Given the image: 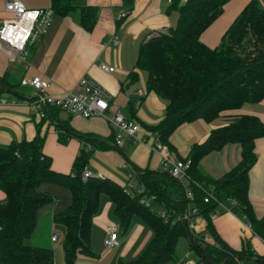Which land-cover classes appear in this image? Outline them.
Returning <instances> with one entry per match:
<instances>
[{"label": "trees", "instance_id": "trees-1", "mask_svg": "<svg viewBox=\"0 0 264 264\" xmlns=\"http://www.w3.org/2000/svg\"><path fill=\"white\" fill-rule=\"evenodd\" d=\"M52 1L54 13L66 14L74 8L72 0ZM228 1L171 0L169 8L178 12L176 23L139 47L135 67L147 72V89L166 101L164 117L152 130L169 149V137L182 123L197 118L211 121L222 112L241 108L245 102L264 99V7L258 0H249L243 6L216 46L209 47L200 40L201 33L222 13ZM122 2L131 9L134 0ZM79 16L83 28L90 30L96 8L84 7ZM132 75L136 77V73ZM14 85L5 75L0 76V92L13 89ZM63 128L67 135H59L61 143L67 141L69 134L78 135L69 125ZM263 136L264 124L258 116H232L226 125L212 129L203 143L194 144L186 159L189 160L188 188L194 194L191 203L199 209V214L207 217L216 206L214 201L204 202L207 192L218 198L223 194L240 204L253 231L264 241V216L255 215L248 197V171L255 162L254 141ZM44 139L38 128L29 141L0 145V189L6 195V200L0 202V264H54L51 247L27 242L35 230L39 209L55 201L53 195L40 190L43 183L65 186L71 194L69 204L52 219L64 227L63 264H75L77 254L96 255L90 235L101 194L113 202L114 215L123 231L136 215L153 232L136 258L119 259L117 264L173 263L180 237L187 238L189 249L198 257L196 264H231L243 257L264 264V256L254 253L249 242L238 251L223 242L215 235L210 220L206 231L214 236L218 246L207 242L204 235L194 234L182 213L189 202L185 198L186 187L167 172L144 170L138 175L146 195L154 197L153 207L148 208L139 202L141 195L135 190L133 194L126 193L124 186L108 178L91 175L83 180L81 175L88 158L84 150L75 157L71 172L54 171L50 157L42 150ZM228 143L240 145L239 162L218 179L203 175L197 167L198 161ZM154 207L169 210L175 218L164 222Z\"/></svg>", "mask_w": 264, "mask_h": 264}, {"label": "crops", "instance_id": "crops-1", "mask_svg": "<svg viewBox=\"0 0 264 264\" xmlns=\"http://www.w3.org/2000/svg\"><path fill=\"white\" fill-rule=\"evenodd\" d=\"M21 1L30 9L51 8L53 5L52 0ZM248 1L229 0L222 13L201 33L200 40L209 47L216 46L225 29ZM258 2L264 7V0ZM72 3V10L66 14L55 13L46 32L35 38L27 68L20 63L11 64L0 50V76L5 75L11 84L17 82L22 87V90H17L14 85L13 89L0 92V98L7 100L6 104H0V145L29 141L39 128L45 136L42 150L50 157V167L54 171L71 172L75 157L84 150L88 152V158L83 170L90 171L94 177L108 178L121 186L130 182L133 190H136L141 186L138 180L140 173L144 170H162L161 151L152 148L151 140L156 133L152 127L164 117L166 101L147 89V72L137 69L135 62L141 43L174 25L178 12L169 8L167 0H134L131 9L124 6L122 0H72ZM84 7L96 8L95 21L90 30L80 24L79 13ZM122 12L125 15L119 17ZM5 16L3 0H0V20ZM101 62L115 66V71H102L99 67ZM132 72L136 73V77H133ZM35 74H41L49 80L48 92L52 95L63 94L79 77L89 76L111 95V109H118L125 118L140 125L139 135L143 139L125 140L116 146L114 130L103 116L85 118L50 107L45 117H39L29 109L27 103L33 96V90L21 83L23 78ZM138 90L143 92L140 104L135 101ZM241 114L256 115L264 124V99L254 103L245 102L241 108L222 112L211 121L197 118L184 122L169 137L171 149L164 144L172 158L186 159L191 147L203 143L212 129L226 125L232 116ZM64 125H69L78 135L69 134L67 141L61 143L59 135H67ZM240 151L238 143L225 144L204 155L197 167L203 175L218 179L239 162ZM254 152L255 162L248 171V197L255 215L261 217L264 216V136L255 139ZM181 181L186 188L189 187L187 179ZM40 190L53 195L55 201L39 209L36 226L45 219L54 223L53 215L64 209L71 199L69 189L59 184L43 183ZM219 198L227 210L212 221L215 235L236 251L249 242L254 253L264 256V241L253 231L248 218L241 212L240 204L235 200L231 202L223 194ZM5 200L6 195L0 189V202ZM187 206H192V203L186 204L183 214ZM99 209L92 217L90 235L91 247L96 255L77 254L75 264H117L119 259L128 261L136 258L153 236L150 227L136 215L131 218L126 231L121 229L118 221L119 244L107 249L104 240L108 236V228L116 224L110 217L114 204L106 194L100 195ZM189 227L194 234L206 236L207 242H216L214 236L206 231L200 216L192 218ZM181 238L175 247L176 260L169 264L187 262L185 257L181 260L176 253ZM183 238L186 249H189L187 238ZM57 239L52 241L50 238L48 244L40 246L52 247V242ZM30 241L31 237L27 242L35 245ZM251 259L255 264H262L255 258Z\"/></svg>", "mask_w": 264, "mask_h": 264}, {"label": "built area", "instance_id": "built-area-1", "mask_svg": "<svg viewBox=\"0 0 264 264\" xmlns=\"http://www.w3.org/2000/svg\"><path fill=\"white\" fill-rule=\"evenodd\" d=\"M171 3V0H167ZM3 9L6 16L0 20V50L7 56L11 64H21L27 68L29 65L28 57L30 48L35 38L46 32L48 29L54 11L52 8H36L30 9L25 6L21 0H3ZM125 15V12L120 13L119 17ZM165 32V31H164ZM99 67L102 71L111 73L115 71V66L101 62ZM22 84L29 86L33 90V96L29 99V109L39 117H45L49 107H54L65 111L71 115H80L88 118L92 116L106 117L111 127L114 130V144L121 145L125 140L143 139L140 134V125L132 119H127L118 109H111V95L100 84L92 80L87 75H82L74 83V85L66 90L61 95H52L48 92L49 80L41 74H35L30 77H25L21 81ZM136 104H140L143 92H136ZM5 98H0V104H6ZM152 148L160 149L162 154V170L167 172L171 177L181 180L187 179L188 159L172 158L171 152L165 144L159 139L157 133L153 135L151 140ZM91 176L90 171H82V179ZM126 193L134 192L130 182L124 186ZM132 190V191H131ZM136 194L141 195L139 202L145 207L152 208V195H146L144 187L141 185L136 190ZM185 197L191 203L194 199L193 191L190 188H185ZM231 202L234 199L227 198ZM204 202L214 201L216 206L210 211L207 217L199 214V209L192 204L187 206L184 218H187L189 224L192 218L200 216L205 225L208 220L213 221L222 212L227 210V207L221 202L220 198L210 192L204 196ZM155 213L164 221H173L175 215L165 208L154 207ZM118 227L111 225L108 228V236L104 240L106 248H114L118 246L119 240L117 236ZM51 240L55 241L57 234L52 233ZM206 240L207 237L205 236ZM215 246L218 244L215 242ZM185 264H190L189 261Z\"/></svg>", "mask_w": 264, "mask_h": 264}, {"label": "rangeland", "instance_id": "rangeland-1", "mask_svg": "<svg viewBox=\"0 0 264 264\" xmlns=\"http://www.w3.org/2000/svg\"><path fill=\"white\" fill-rule=\"evenodd\" d=\"M229 6H227L226 9H228ZM15 82V81H14ZM16 85L17 90H22V87L16 82L14 83ZM102 208V207H101ZM100 210V209H99ZM98 210V212H99ZM110 217L115 222L116 226L118 227V220L114 216L112 210L110 211ZM48 219H45L42 223H38L35 227V230L33 234L31 235V240L33 244L35 245H46L48 244L50 240V234L55 233L57 234V241L52 242V249L54 253V264H61V262L64 261V253H63V240H64V227L61 224L57 223H50L47 221ZM41 224V225H39ZM115 248V247H114ZM108 249V248H107ZM112 249V248H110ZM177 255L180 256V259L183 260L184 257L187 261L190 262V264H196V258L197 255L192 250L186 249L185 247V238H181L176 249ZM132 260V259H131ZM125 261V260H123ZM130 261V260H128ZM231 264H255L253 260L249 257H243L240 260H235Z\"/></svg>", "mask_w": 264, "mask_h": 264}, {"label": "water", "instance_id": "water-1", "mask_svg": "<svg viewBox=\"0 0 264 264\" xmlns=\"http://www.w3.org/2000/svg\"><path fill=\"white\" fill-rule=\"evenodd\" d=\"M185 220L187 221V218H185Z\"/></svg>", "mask_w": 264, "mask_h": 264}]
</instances>
